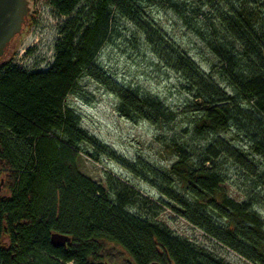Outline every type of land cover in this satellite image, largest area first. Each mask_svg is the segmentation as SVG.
Segmentation results:
<instances>
[{
	"label": "trees",
	"instance_id": "trees-1",
	"mask_svg": "<svg viewBox=\"0 0 264 264\" xmlns=\"http://www.w3.org/2000/svg\"><path fill=\"white\" fill-rule=\"evenodd\" d=\"M142 1L51 0L55 15L68 19L60 27L50 69L28 73L0 61V264H228L129 212L142 196L127 185L110 183L109 193L79 172L82 144L112 153L82 130L80 116L65 101L87 76L119 99L121 117L156 126L167 116L158 99L119 86L96 66L113 22L123 18L140 29L152 52L203 107L193 132L220 133L235 124L254 156L264 160V0H239L238 7L229 0L207 2L228 7L218 18L233 44L222 42L212 51L220 60V81L238 92L239 101L150 21ZM173 145L178 160L170 169L149 171L164 184L170 210L242 259L264 264L257 199L230 197L216 162L227 156L261 185L264 166L222 138L200 151ZM56 233L70 237L67 246L52 245Z\"/></svg>",
	"mask_w": 264,
	"mask_h": 264
},
{
	"label": "rangeland",
	"instance_id": "rangeland-1",
	"mask_svg": "<svg viewBox=\"0 0 264 264\" xmlns=\"http://www.w3.org/2000/svg\"><path fill=\"white\" fill-rule=\"evenodd\" d=\"M244 1L249 4L257 0ZM207 2L145 0L142 6L150 21L170 41L185 51L205 73L211 74L228 95L239 101L238 92L228 82L220 81V60L212 51L222 42L233 44L218 18L220 13L228 11V7L226 2L214 7L207 6ZM229 2L235 7L242 3L239 0ZM29 4L32 20L14 39L9 56L2 62H11L28 73L47 72L54 63L55 46L61 38L60 27L68 18L55 15L51 0H29ZM110 33L109 40L97 54L96 66L119 86L141 96L155 97L169 113L156 126L143 120L129 121L120 116V101L114 94L93 78L81 76L65 104L80 116L82 130L107 147L112 156L84 143L78 150L81 153L79 172L109 193H113L110 183L127 185L142 196L136 205L129 207V212L157 222L174 236L206 250L224 263L252 264L170 210L169 201L161 192L164 184L149 171L166 172L178 160L173 142L200 151L222 138L245 151L256 165L264 166V160L254 156L248 138L238 133L235 124L220 133L195 134L193 124L202 114L203 107L187 93L185 81L160 61L144 34L128 20L117 18ZM115 157L128 166L118 163ZM216 164L226 178L222 186L228 195L239 202L250 195L255 197V210L264 223V185L258 184L249 171L227 156H222Z\"/></svg>",
	"mask_w": 264,
	"mask_h": 264
},
{
	"label": "water",
	"instance_id": "water-1",
	"mask_svg": "<svg viewBox=\"0 0 264 264\" xmlns=\"http://www.w3.org/2000/svg\"><path fill=\"white\" fill-rule=\"evenodd\" d=\"M29 5H30L29 0H0V61L1 62L9 56L12 42L14 41V39H16V37H18V35H20L23 26L26 23V19L28 18V16H30ZM29 22L27 26L29 25ZM51 237H52L51 240L52 245L55 248L67 246V243L71 241L69 236L63 234L56 233L53 234Z\"/></svg>",
	"mask_w": 264,
	"mask_h": 264
},
{
	"label": "flooded vegetation",
	"instance_id": "flooded-vegetation-1",
	"mask_svg": "<svg viewBox=\"0 0 264 264\" xmlns=\"http://www.w3.org/2000/svg\"><path fill=\"white\" fill-rule=\"evenodd\" d=\"M31 19V15L30 16H28V18L26 19V23L24 24V26H23V29H22V31H21V33L23 32V30H24V28H25V26H27V24H28V22H29V20ZM20 33V34H21ZM19 36V35H18ZM11 44V43H10ZM7 51H8V49H7ZM7 53V52H6Z\"/></svg>",
	"mask_w": 264,
	"mask_h": 264
}]
</instances>
